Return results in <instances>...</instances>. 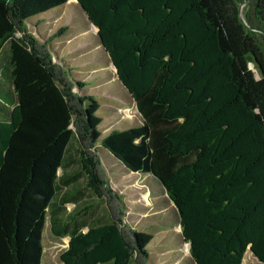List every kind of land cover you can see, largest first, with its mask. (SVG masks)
Listing matches in <instances>:
<instances>
[{
	"label": "trees",
	"instance_id": "trees-1",
	"mask_svg": "<svg viewBox=\"0 0 264 264\" xmlns=\"http://www.w3.org/2000/svg\"><path fill=\"white\" fill-rule=\"evenodd\" d=\"M69 1L0 0V264H41L47 220L69 238L61 264H151L98 144L159 184L193 264L247 250L264 264V0L246 24L244 0H74L140 116L104 137L98 102L53 59L65 29L40 42L27 28Z\"/></svg>",
	"mask_w": 264,
	"mask_h": 264
},
{
	"label": "rangeland",
	"instance_id": "rangeland-1",
	"mask_svg": "<svg viewBox=\"0 0 264 264\" xmlns=\"http://www.w3.org/2000/svg\"><path fill=\"white\" fill-rule=\"evenodd\" d=\"M73 3L69 1L62 7L35 17L27 23L29 32L37 40L44 42L58 30L65 29L50 45L53 59L68 68L73 80L85 83L83 89L76 88L79 95L92 96L98 102L96 116L101 119L98 127L101 137L112 130L139 125L140 116L135 104L117 80L115 70L100 46L95 28L86 20L79 6ZM248 3L249 0H244L240 4H243L242 18ZM243 21L246 24L244 18ZM97 153L104 166L109 186L120 195L125 222L133 229L153 237L147 248L150 263L193 264L188 255L189 246L181 237L176 214L161 192L150 191L159 188V184L151 176L148 178L145 175L130 173L99 144ZM91 200L94 207L90 219L95 225V221L104 218V209L95 198ZM72 208L73 205H67V212ZM68 241V237H53L47 220L42 232L41 264H61L59 256ZM241 264L260 263L247 250Z\"/></svg>",
	"mask_w": 264,
	"mask_h": 264
},
{
	"label": "water",
	"instance_id": "water-1",
	"mask_svg": "<svg viewBox=\"0 0 264 264\" xmlns=\"http://www.w3.org/2000/svg\"><path fill=\"white\" fill-rule=\"evenodd\" d=\"M244 4V3H243ZM242 4V5H243ZM242 5L239 7V13H241V7H242ZM240 19H241V21L244 23V21H243V18H242V16H241V14H240Z\"/></svg>",
	"mask_w": 264,
	"mask_h": 264
},
{
	"label": "bare ground",
	"instance_id": "bare-ground-1",
	"mask_svg": "<svg viewBox=\"0 0 264 264\" xmlns=\"http://www.w3.org/2000/svg\"><path fill=\"white\" fill-rule=\"evenodd\" d=\"M70 2H74V0H70Z\"/></svg>",
	"mask_w": 264,
	"mask_h": 264
},
{
	"label": "crops",
	"instance_id": "crops-1",
	"mask_svg": "<svg viewBox=\"0 0 264 264\" xmlns=\"http://www.w3.org/2000/svg\"><path fill=\"white\" fill-rule=\"evenodd\" d=\"M84 231V230H83ZM67 247V246H66Z\"/></svg>",
	"mask_w": 264,
	"mask_h": 264
}]
</instances>
